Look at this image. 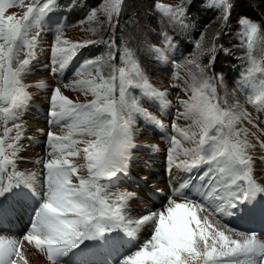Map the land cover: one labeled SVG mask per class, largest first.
Instances as JSON below:
<instances>
[{"label": "snow or ice", "instance_id": "1", "mask_svg": "<svg viewBox=\"0 0 264 264\" xmlns=\"http://www.w3.org/2000/svg\"><path fill=\"white\" fill-rule=\"evenodd\" d=\"M122 3L123 0H103L86 17L101 27L107 25L111 39L74 42L64 38L63 27L57 29L50 54L53 74L66 70L83 49L98 42L106 43L108 51L85 59L73 73L76 79L51 90L49 128L61 127L67 132L46 133L50 150L37 160L42 164V172H37L18 170L17 161L23 160L20 155L23 145L19 143L22 125L13 123L9 128L7 124L20 119L30 99L23 78L40 32L31 39L29 34L40 28L41 20L56 8L57 0H31L27 5L25 0H0V121L4 124L0 135V220L24 207L28 197L25 188L40 201L22 238L0 234V264H29L23 251L25 243L45 255L50 264H69L76 252L80 257L75 264H95L93 257L112 255L119 249L123 242L121 233L135 238L146 225L152 229L149 238L119 258L117 264H264V238L260 234L227 224L218 228L209 220V216H215L219 223L240 205L264 194V181L258 182L254 177L255 161L248 154L255 147L250 137H255L264 148V120L253 117L236 95L239 90L248 102L264 111V78L257 82L255 76L260 73L264 77V68L257 65L252 55L254 38L261 26L245 14L237 18L241 34L247 38L249 64L240 73L236 89L231 93L226 88L224 95L218 91L216 80L219 77L223 87L222 74L208 75L209 65L216 59V45L204 49L203 35L195 43L197 51L191 54V59L178 62L172 58L174 68L193 66L197 70L187 73L190 81L184 79L186 87L180 91L187 98L178 100L182 110H177L172 132L167 137V164L186 176L173 186L159 210L132 218L127 214L128 203L137 198V193L110 189L129 174L133 150L137 147L136 117L139 115L161 129L165 125L130 90L139 89L143 97L159 102L161 110L171 101L167 90L161 91L149 81L128 50L127 41L115 38ZM16 4L26 7V11L19 16L6 14ZM158 7L169 25L187 27L184 21L189 5L184 0L176 7ZM211 7L218 10L217 19L226 26L236 4L233 0H212ZM100 15L104 16L103 20ZM88 30L93 34L98 31ZM161 36L165 47L171 49L173 37L167 32ZM219 36L217 32L215 39ZM220 48L228 54L222 45ZM23 49L27 50L26 58L19 60ZM156 51L161 60L169 59L163 50L156 48ZM261 51L264 52V38ZM205 54L211 59L208 64H201L200 58ZM118 57L122 66H117ZM172 79L181 77L177 72ZM39 86L43 87V82ZM69 87L85 96L91 95L92 99L86 103L73 101L62 92V88ZM171 87L179 88V85ZM180 119L190 123L180 126L176 123ZM146 147L157 149L158 146ZM78 159L83 162H76ZM260 161L264 163V157ZM81 170L86 174L81 175ZM140 182L147 184L149 177H142ZM244 211L264 215V206Z\"/></svg>", "mask_w": 264, "mask_h": 264}, {"label": "rangeland", "instance_id": "2", "mask_svg": "<svg viewBox=\"0 0 264 264\" xmlns=\"http://www.w3.org/2000/svg\"><path fill=\"white\" fill-rule=\"evenodd\" d=\"M30 2L31 0H25V5ZM233 2L236 4V7L233 10V15L229 23L226 26H222L220 20L217 19L218 10L211 7L212 0H184V3L189 5V10L184 21L187 27L182 28L179 24L175 27L169 25L167 23V17L158 7L159 5H171L172 7H176L181 4V0H123L121 12L119 14V25L114 30L116 31V39L127 41L128 50L132 53L133 59L139 64L141 70L148 77L149 81L157 89L161 91L167 90V98L171 101V104L167 108L161 110L159 102L150 101L146 97H143L139 89L130 90L133 95L140 98L141 103L145 108H147L148 112L156 116L165 125V128L161 129L144 120L139 115L136 117L134 142L137 147L133 150V158L131 162H143V172L147 173L148 171H154V169L158 167H154V162H151V159L158 162L155 165H158L159 162L162 164L167 163V137L172 132L171 124L177 110H182L178 100L187 98L183 95L180 89H184L186 87L184 79H189L190 81L187 73L190 70L193 72L197 71L193 66H181L174 68L172 64L173 57L178 62L184 58L191 59V54L197 51L195 43L200 41L201 35H203V40L201 41L203 48L208 49L215 44L216 51L218 52L220 50L218 56L226 58L225 60L227 61L224 68L220 66L219 62L216 67L217 70L212 67V64L209 65L208 69V75L210 76L213 75V73L222 74L223 87L220 86L219 77H217L216 80L220 95H224L225 88L229 93L236 89V80L239 78L240 73L244 70V68L249 64L246 56V53L248 52L247 38L242 36L240 27L237 24V18L241 15V13L238 12L241 2L245 3L248 7L251 6L249 11L252 12L254 16L257 15V12L260 15V21H255L250 18L253 22L261 26L258 36L254 38L252 55L255 58L257 65L264 68V52L261 51V39L264 38V25H262L264 24V0H233ZM102 3L103 0H57L56 8L53 11L48 12L43 17L40 28H34L29 34V39H31L32 36H36L38 31L40 32L33 57L31 58L30 64L27 66V71L25 72L23 78V83L27 86L26 90L30 94V99L23 111L20 113V122L18 120L9 122L7 127L10 125V128H12L13 123L22 124V136L19 143L23 146L24 137L30 133L31 129V131H34L33 128L38 127V130L42 131L43 134L45 132L44 136H36L35 139V141H37L36 144L43 145L38 151L40 157L35 160L36 163L37 160L46 156V149L50 150L46 133L51 130L59 135H64L67 132V129L61 127L49 128L48 111L51 90L63 84H70L71 81L76 79L73 73L85 59L89 57L101 56L108 51L106 43L98 42L91 47L83 49L80 55L70 62L66 70L53 74L50 71L52 68L50 54L51 46L55 42L57 29L59 27H63L64 38L74 42L111 39L112 37L110 32L107 30V25L101 27L97 23L89 22L86 19L90 11L93 8L99 7ZM24 11H26V7H21L19 4H16L14 7L8 9L6 14H16L19 16L22 15ZM99 18L103 20L104 16L100 15ZM201 20L206 21L204 26L202 25ZM81 21H84V23H81ZM89 28H97L98 31L93 34V32L88 30ZM163 32H167L168 35L173 37V47L171 49H167L165 47L161 36V33ZM217 32H220L221 35L218 39H215ZM221 45L223 46V49L228 50L227 55L220 48ZM156 48L163 50L164 54L167 55L169 59L167 61L161 60L160 53L156 51ZM26 51V49L21 50L19 60L26 58ZM122 51L123 48H121V52ZM210 59L211 57L205 54L200 58V63L208 64ZM117 60V66H122V62L119 61V57ZM222 69L225 70V72H223ZM177 72L179 73L181 79L173 80L172 76ZM255 76L257 82L260 78H264L260 73H256ZM41 82L44 84L43 87L39 86ZM172 84L179 85V88L171 87ZM62 92L64 95L68 96L77 103H86L92 99L91 95L85 96L81 92L73 91L71 87L62 88ZM236 95L239 97L246 110L251 113L253 117L259 116L260 120H264V111H259L257 105L248 102L247 96L239 90H236ZM1 122L2 121H0V131H2ZM176 123L180 126H185L190 123V121L180 119L177 120ZM33 125H36V127H32ZM13 133L15 135V132ZM257 135L260 134L257 133ZM76 138L81 139V137ZM82 139L92 138L83 137ZM146 139L153 142L151 145H157V149L146 147V145H148L145 144V142H147ZM250 143L255 145V147L249 149L248 154L252 156L255 161L253 166V175L257 179L258 172H264V163H261L260 161V158L264 157V148L259 146L255 137H250ZM83 146L84 145H79V147ZM76 162L82 163L83 161L82 159H78ZM130 167L129 174L127 176H122L119 181L111 187L110 190L112 192L124 190L129 191L132 186H136L134 184L141 183L140 178L142 173H139L140 176L134 175L130 170ZM167 167H170V165ZM38 168L40 172H42V164H38ZM155 170L159 171L158 169ZM167 170L160 171V175L163 174V176L165 175L166 177L164 178L165 180L160 181L163 182L164 186H162V184H158L156 186L153 185L150 189H155V187L158 186L165 192V195L171 194V190L173 186H175L174 179L177 177H175L174 173H172V170ZM80 174H86L85 170H81ZM168 174L170 179L174 180V183L170 185H166V182L170 180L168 178ZM163 176H161L159 180H161ZM157 180L158 178H150L147 184H143V187L145 189H149L148 185L153 182H159V180ZM24 191L28 193L27 198L33 197L28 189H24ZM262 197L264 199V194H262ZM162 199L164 200L158 202V207L166 203V197H163ZM245 205L248 208H253L255 206L260 207L264 206V201H260L259 204L251 201L245 203ZM31 213L32 212H28L26 214L28 219L31 218ZM261 216L263 215L261 214ZM221 222L226 224L225 221ZM261 226L259 234L264 236V222ZM151 230V226L149 225L139 238L137 235L133 238L134 242L130 239V242L133 244L129 245L127 244V241L124 242L122 236L124 234L121 233L123 242L121 243L119 249L115 252L118 254V257L117 259L114 258V264H117L119 258L136 250V248L144 240L148 239L151 234ZM111 256L112 255L101 254L93 257L92 259H94L98 264H112L110 263Z\"/></svg>", "mask_w": 264, "mask_h": 264}, {"label": "bare ground", "instance_id": "3", "mask_svg": "<svg viewBox=\"0 0 264 264\" xmlns=\"http://www.w3.org/2000/svg\"><path fill=\"white\" fill-rule=\"evenodd\" d=\"M32 127H36V125H33ZM33 129H34V131H31L32 130L31 129L30 130V133L27 136L24 137V146H23L22 152L20 153V155L23 157V160H18L17 161V168H18V170H22V171L27 170V171H37V172H40V170L38 168V163H36L35 160L40 157L38 151L40 150V148H42L43 145L42 144L41 145L40 144H36L37 141H35V139H36V136H38V137L44 136L45 135V132L43 134L42 131H39L38 130V127L33 128ZM146 141L147 142H145V144H148V145L149 144L150 145L153 144V142H151L149 139H146ZM46 150H47V152L49 151L48 149H46ZM143 165H144V163L141 162V161L140 162H136V161L135 162H131L130 170L135 175H139V173H142L141 174V178L144 177V176H147V177H149V179L150 178H154V179H157L158 178V180H159L160 177L163 176L162 173H161L162 175H160V171L170 169V170H172V173H174L175 177H177V178L174 179L175 180V183H174V180L173 179H170V176L168 174V176H169L168 178L170 180H168L166 182V185H170V184L174 183L175 186L177 185V182L182 177L186 176V174L183 173L179 169L173 168L171 166L170 167H167L168 166L167 163L166 164H159V165H157L158 167L155 168V169H158L159 171H157V170L154 169V171H148L147 173L143 172L144 171ZM164 178H166L165 175L163 176V178L161 180H159V182L162 181V180H165ZM257 181L258 182L264 181V172H262V171H259L258 172V174H257ZM159 182H153L152 184H150L149 185V190L148 189H145L143 187V183L134 184L136 186H132L131 187V190H129V191H133L134 190L137 193V198L132 199L128 203V211H127V214L130 217L138 218L140 215H142V214H144L146 212L159 210L161 208V206L158 207V205H157L158 202L164 200V199H162L163 197H166V199H167V197L170 196L171 194L165 195V192L162 191L160 189L161 187L159 188L158 186L155 187V189H151L150 190V187H152L153 185L156 186L158 184H162V186H164L163 182H160V183ZM157 189H159L158 192H157ZM152 192H155L156 194H154ZM34 199H36L35 196H33L32 198H26L25 200H29V201L34 202ZM253 201L256 204H259L260 201H264V199L262 197V194L261 195H258L256 197V200H253ZM38 202L39 201H36V205L38 204ZM18 207H19V205H18ZM241 207L242 208H241V211L240 212L236 213L235 211H233V214L232 215L223 218L222 221H225L226 224H228L232 228H235V229H238V230H241V231H245L246 229H251V226L248 225V224H245V223L239 224L238 222H240V220H242V219H246L245 216L248 217L250 214H252L255 217V219L253 220V229H254L255 223L258 222L259 225H260V231H261V227H262L261 224H263V222H264V215L261 216V214L259 212L245 214V211L244 210H245V208H248V207L245 204L241 205ZM255 207H257V206H255ZM34 209L36 210L37 207L34 206ZM35 210H34V212L31 213V218L28 219L30 223L32 222V218L34 216ZM19 212H22V214L26 216V214L28 212H30V211L27 210L26 205L24 204V207ZM206 214L207 213H201L200 215H206ZM209 220H210V222H212L214 224V226H216L218 228H222L225 225V223L223 224L221 221L218 223L217 222V219L215 218V216H209ZM148 226L149 225L143 226L137 232L136 235L138 236V238H139V236L143 232H145V230L147 229ZM261 237L264 238V236H261ZM16 238H18V237H16ZM20 238H22V237H20ZM234 238H238V237H234ZM126 239H127V244L128 245L129 244H133L132 242H130V239H132L133 242H134V239L132 237L131 238L130 237H126ZM23 251H24V254H25L26 258L29 261V264H50V262L47 261L46 256L43 255V254H41L32 245H28L27 243H25L24 244ZM78 253L79 252L74 253L72 257H75V255L78 254ZM117 257H118V254H116V253L112 254L111 259H110V263L114 264V258L117 259ZM69 262H71V258L69 259ZM21 264H22V262H21Z\"/></svg>", "mask_w": 264, "mask_h": 264}, {"label": "trees", "instance_id": "4", "mask_svg": "<svg viewBox=\"0 0 264 264\" xmlns=\"http://www.w3.org/2000/svg\"><path fill=\"white\" fill-rule=\"evenodd\" d=\"M250 7H251V6H250ZM250 7H248L247 5H245V3L241 2V4L239 5V10H238V12L241 13V14L248 15L249 17H251V18L254 19V20H258V21L261 20L260 15H259L258 12H257V15L254 16L253 13L249 11ZM197 13H198V12H197ZM201 23H202V25L204 26V23H206V21L201 20ZM263 25H264V24H263ZM225 59H226V58H224V57L217 56L216 59H215L214 64H212V67H213L215 70H217L216 67H217L218 63L220 62V66H221L222 68H224L225 63H227V61H226ZM224 60H225V61H224ZM222 70H223V69H222ZM223 72H225V70H223Z\"/></svg>", "mask_w": 264, "mask_h": 264}]
</instances>
